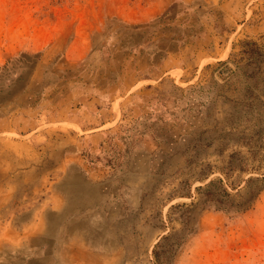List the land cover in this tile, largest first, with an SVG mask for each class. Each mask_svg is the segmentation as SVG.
Wrapping results in <instances>:
<instances>
[{
    "label": "rangeland",
    "instance_id": "1",
    "mask_svg": "<svg viewBox=\"0 0 264 264\" xmlns=\"http://www.w3.org/2000/svg\"><path fill=\"white\" fill-rule=\"evenodd\" d=\"M132 170L115 263L264 264V0H0V229Z\"/></svg>",
    "mask_w": 264,
    "mask_h": 264
},
{
    "label": "crops",
    "instance_id": "2",
    "mask_svg": "<svg viewBox=\"0 0 264 264\" xmlns=\"http://www.w3.org/2000/svg\"><path fill=\"white\" fill-rule=\"evenodd\" d=\"M132 171L127 179L117 181L114 196H104L99 202L98 192H91L90 199L85 198L78 207L65 205L56 214V223L41 229L32 222L26 237L18 235L16 228L0 229V264H119L113 258L124 257L127 248L120 247L119 242L136 239L137 210L142 213L137 170ZM136 191L141 201H135ZM151 234L150 230L145 239L151 240Z\"/></svg>",
    "mask_w": 264,
    "mask_h": 264
},
{
    "label": "trees",
    "instance_id": "3",
    "mask_svg": "<svg viewBox=\"0 0 264 264\" xmlns=\"http://www.w3.org/2000/svg\"><path fill=\"white\" fill-rule=\"evenodd\" d=\"M212 183H213V182H210V183L208 184V186H210ZM197 189L200 191V190L202 189V187L200 186V187H198ZM207 194H211V195H213L214 193H212L211 191H208Z\"/></svg>",
    "mask_w": 264,
    "mask_h": 264
}]
</instances>
